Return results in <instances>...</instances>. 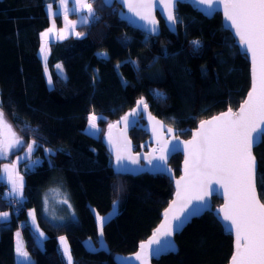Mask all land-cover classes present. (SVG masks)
I'll list each match as a JSON object with an SVG mask.
<instances>
[{
	"label": "trees",
	"instance_id": "1",
	"mask_svg": "<svg viewBox=\"0 0 264 264\" xmlns=\"http://www.w3.org/2000/svg\"><path fill=\"white\" fill-rule=\"evenodd\" d=\"M88 2L92 18L76 27L79 36L51 43L43 65L38 50L39 33L48 26L45 0H0V103L13 132L26 144L39 145L29 155L33 167L17 164L23 192L16 203L0 181V215L8 213L7 219L0 218V264H66L58 249L61 235L68 241L71 264H115L114 255L134 252L158 223L172 185L161 174L115 173L103 142L105 125L143 99L151 114L185 139L200 120L235 110L249 88L247 58L222 28L219 14L206 18L178 4L175 14L182 23L175 32L159 21V34L149 36L122 22L116 4ZM193 41L200 42L198 49ZM57 62L64 77L53 69ZM43 67L49 70L50 87ZM90 113L99 115L96 136L84 132ZM129 137L134 151L147 139L138 129ZM22 151L0 159V169ZM252 152L256 189L264 203V143ZM180 159L176 154L169 160L175 176ZM60 198L70 202L73 212ZM59 204L64 208L57 212ZM218 204L213 197L212 205ZM29 209L41 236L30 224ZM97 215L107 218L102 232ZM17 229L30 263L15 262ZM86 241L95 248H87ZM174 242L175 253L152 263L226 264L232 252L231 237L208 212L193 218Z\"/></svg>",
	"mask_w": 264,
	"mask_h": 264
},
{
	"label": "snow or ice",
	"instance_id": "2",
	"mask_svg": "<svg viewBox=\"0 0 264 264\" xmlns=\"http://www.w3.org/2000/svg\"><path fill=\"white\" fill-rule=\"evenodd\" d=\"M156 2L160 3V0H156ZM179 2L180 0H166L162 4V11L168 10L166 23L170 29H174L178 23H182V20L173 12L174 6ZM215 2L223 3L224 15L231 22V27L235 29V34L239 37L245 54L251 53L253 86L238 113H233L229 109L214 120L201 123L200 131L192 141L188 142L192 146L190 155L194 171L189 177L188 161H186V177H182V180L186 182L181 185V182L177 181V187L180 189L177 192V199L180 200L182 196H187V199L184 200L185 204H192L193 200L198 203L192 204L191 210L184 219H181V216H173L172 219L177 222L174 226L169 225L166 221V224L161 225V228L164 229L165 236H171L173 231L182 228L188 216L199 211L209 190L215 191L210 188V185L212 178H216L215 182L221 184L226 192L230 190L228 203L221 209L224 213L222 219L227 222V228L229 230L234 228L236 235L235 252L231 257L230 264H264V203L260 202L256 194L257 164L256 158L252 154L253 147L264 143V127H258L264 125V0H199V3H206L209 8ZM128 6L130 10L151 9L154 7V3L153 0H146L145 3H130ZM82 7L88 9L89 15H94L91 4L84 3ZM136 14L142 20H148L153 25L152 33L158 31L155 26L156 21L151 17L150 12L144 15L137 11ZM192 43L194 48L200 47L199 41ZM49 83H51V79H49ZM157 95L163 97V93H157ZM137 103L147 107L143 99ZM2 109L3 105L0 103V137H2L0 138V156L6 154L13 147L21 151L26 147V155H31L34 148L39 145L35 141L26 144L17 137L7 123ZM96 119L95 116L89 117V124L93 129L96 127ZM179 147L178 143L173 144L172 151L179 150ZM166 158V155L159 157L161 161ZM18 159L22 158L18 157ZM123 159L124 157L117 154L118 168L122 166ZM12 168L14 169L15 165ZM3 171L7 181L12 184V192L22 195L23 178H19V184H17V181L12 179V173L7 165ZM2 180L4 177H0V181ZM173 203L175 204L176 201ZM168 211L170 212L171 209ZM167 214L166 212L165 215L167 216ZM2 215L7 217L8 213ZM30 215H33L34 218V213H30ZM97 219L100 221L102 232L103 223L107 218L97 215ZM159 231L160 229H157V232ZM61 242L65 244L64 252L71 264V254L63 237H61ZM152 244L160 245V241L153 238L148 242V245L141 244V253L148 250L149 255L158 256L165 246H171L165 242V245L152 249L150 248ZM17 253L25 258L28 255L19 245ZM141 253H137L136 259L141 260V264H146L147 256L142 258Z\"/></svg>",
	"mask_w": 264,
	"mask_h": 264
},
{
	"label": "water",
	"instance_id": "3",
	"mask_svg": "<svg viewBox=\"0 0 264 264\" xmlns=\"http://www.w3.org/2000/svg\"><path fill=\"white\" fill-rule=\"evenodd\" d=\"M101 1L107 7H111L116 4L119 7L117 11L118 18L128 27L136 29L144 34H147L149 36H157L160 32L159 21L162 22L163 26L170 33L175 32V28L170 29L169 25L166 23L168 10L164 9L162 11V4L166 2V0H160V3H157L156 0H153V8H137L135 10H130L128 5L130 3L142 4L145 3L146 0ZM178 4L188 5L191 9L195 10L206 18H211L216 13L219 14L222 28L229 32L234 41V44L238 49V52L246 56L249 65V88L238 107L235 110H231L233 113H238L241 106L247 100L248 94L253 86V65L251 61V53L249 52L245 54V49L243 45L240 44L239 37L235 34V29L231 27V22L228 21L224 15L223 3L215 2L213 3L211 8H209L206 3H199V0H180ZM178 4L174 6V15H176L175 11ZM137 11L144 15H147L149 12L151 13V17L156 21L155 26L158 29L156 33L151 32L153 25L150 24L148 20H142L140 16L136 14ZM138 101L139 100L134 103L133 107L129 111L121 115L114 122L108 123L104 127L103 142L111 156V166L117 174L131 176H136L141 173L164 175L171 181L172 194L169 202L160 212V219L156 226L151 230L149 236L138 243L137 248L134 252L126 255H114L112 257L113 262L115 264H141V260L136 259L137 253H141L140 245H148V242L153 238L158 239L160 241V245L152 244L150 246V248L152 249L161 245H165V242H168V244H170L171 246H165L158 256L149 255L148 250L141 253L142 258L144 256H147L146 264H153L152 261H157L161 256L175 253V235L178 234L193 218L199 217L203 213L208 212L214 216L216 221L221 226L223 232L231 237L232 252L228 259V262L226 263L230 264L231 257L234 255L236 246L235 229L233 228L229 230L227 228V222H224L222 219L224 213L221 211V209L224 208V206L228 203L230 190L229 192H226L225 188L222 187L221 184L215 182L216 178H212V183L210 185V188L215 189V191L209 190V193L206 196V200L201 204L199 211L196 214L188 216L182 228L173 231V234L171 236H165L164 229L161 228V225H165L166 221L169 225L174 226L177 222L172 219L173 216H181V219H184L188 212L191 210L192 204L198 203L197 201L193 200L192 204H185L184 200L187 199V196H182L180 200L177 199V192L180 191V189L177 187V181H180L181 185L186 182L185 180H182V177H186V161H188L187 169L189 177L194 171V164L190 155L192 146L188 144V142L192 141L194 136L200 131L201 123L214 120L216 117L221 116V114L226 113L229 109L210 116L206 119L200 120L199 122H197L195 128L190 131L189 137L183 139L178 135L179 131L177 129L166 125L163 121L151 114V112L148 110V107L145 108L143 105H138ZM144 104H146L145 101ZM258 127H264V125H259ZM132 129L142 130L147 135V139L142 144H140L139 150L137 151H134L133 143L129 137V132ZM169 129H172V131H169ZM253 135H255V133H253ZM177 143L180 146L179 150L172 151V145ZM255 147H253V149ZM117 154L124 157V159L122 160V166L119 168L116 164ZM176 154L180 155L181 157L179 173L177 176L174 175L173 171L169 167L170 158ZM162 155L167 156L166 160L161 161L159 159V157ZM133 161L136 162L134 163ZM256 194L257 198L259 199L257 189ZM213 197L219 200V204L216 206L212 205ZM174 201H176L175 204L173 203ZM169 209H171L170 212L168 211ZM166 212L168 213L167 216L165 215ZM157 229H160V231L157 232Z\"/></svg>",
	"mask_w": 264,
	"mask_h": 264
},
{
	"label": "crops",
	"instance_id": "4",
	"mask_svg": "<svg viewBox=\"0 0 264 264\" xmlns=\"http://www.w3.org/2000/svg\"><path fill=\"white\" fill-rule=\"evenodd\" d=\"M84 3L89 2H87V0H63V2L62 0H45L44 9L48 18V26L46 29L39 33L38 50V54L43 65H45V63H47L48 61V57L50 54L49 46L51 43H59L70 36H79L77 34L76 27L80 24H86L88 20L92 18L93 15H89L88 9L86 7H82V4ZM55 16H58V24L55 21ZM50 29L51 31H49ZM41 49H43L42 53H40ZM59 67L62 68V72ZM53 69L58 76L64 77L63 67L60 62H57L53 66ZM47 73L49 76L48 68ZM47 86L50 87L49 82L47 83ZM0 218L7 219L8 216L4 217L3 215H0Z\"/></svg>",
	"mask_w": 264,
	"mask_h": 264
},
{
	"label": "rangeland",
	"instance_id": "5",
	"mask_svg": "<svg viewBox=\"0 0 264 264\" xmlns=\"http://www.w3.org/2000/svg\"><path fill=\"white\" fill-rule=\"evenodd\" d=\"M42 50L43 49L40 50V53H42ZM103 55H104V53H103ZM59 68H60V70L62 72V68L61 67H59ZM43 69H44V74H45V77H46V82L48 83L49 82V76H48V73H47V68L46 67H43ZM57 69H58V67H57ZM90 116H95L97 119L99 117V115H96V114H93V113L88 114V116H87V122H86V125H85V128H84V132H86L87 134L96 136L97 133H98V128H97V125H96V127L94 129L90 127V124H89V117ZM97 119H96V121H97ZM96 121H95V123H96ZM12 131H13V129H12ZM0 138H2V137H0ZM18 150L19 149L18 148H15V147L10 148L9 151L6 154H4L3 156H0V159L1 160L2 159H7V158L10 157V155L12 153H14V152H16ZM26 153H27V148H25L21 153L15 155V157L13 158V161L11 163H4L2 165V167H1V169H0V177H4V180H2V181L6 183L7 189L16 198H18L19 195H17V194H15V193L12 192V184H11V182L7 181L6 174L4 173L3 169H4L5 165H7L9 167L11 173H12V179L15 180V181H17V184H19V178H21V177H20L19 171L17 169V164H19L22 161H25V162H28V166L29 167H33V165L36 163L35 161H31L33 159H30L31 156L26 155ZM18 157H21L22 159H18ZM13 165H15V168L14 169L12 168ZM48 193L50 194L51 192H48ZM49 194H47V195H49ZM47 195H46V197H47ZM60 199H62V198H60ZM45 200L46 199H44V206L47 205V202H46L47 200L46 201ZM61 202L63 203V206L67 207V210H70L71 212H73L72 211V206H71V204H70L69 201H67L66 199H62ZM63 206L61 204L57 205V210H58L57 212H59V210H61L62 208H64ZM113 209H115L114 206H113ZM46 211H47V209H45V212ZM55 211H56V209L55 210L53 209V214L54 215H55ZM113 212H114V210H113ZM30 213H34V211L32 209H29V211H28V218H29L30 224L34 228V231H36L37 235L38 236H41L42 233H41V230L39 229V227L37 225L36 218H35V214H34V218H33V215H30ZM61 237H63L64 238V241H66V245H67V248L69 250L68 241H67V239H66V237L64 235H61V236L58 237V249H59V252L61 253L62 257L64 258L66 264H69L68 256L64 252L65 244L61 242ZM36 241H37L39 247H42V242L40 241V238L39 237H36ZM18 245L25 252L24 246H23V242H22V238H21V235H20V232L17 229L14 232V255H15V262L16 263H30L31 257L29 255H27V257L25 258V257L20 256L17 253V247H18ZM85 245L89 249H94L95 248V244H93V243H91L89 241H86L85 242Z\"/></svg>",
	"mask_w": 264,
	"mask_h": 264
},
{
	"label": "built area",
	"instance_id": "6",
	"mask_svg": "<svg viewBox=\"0 0 264 264\" xmlns=\"http://www.w3.org/2000/svg\"><path fill=\"white\" fill-rule=\"evenodd\" d=\"M16 201H17L16 197L13 196V197L11 198V203L14 204V203H16Z\"/></svg>",
	"mask_w": 264,
	"mask_h": 264
}]
</instances>
